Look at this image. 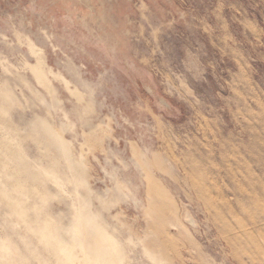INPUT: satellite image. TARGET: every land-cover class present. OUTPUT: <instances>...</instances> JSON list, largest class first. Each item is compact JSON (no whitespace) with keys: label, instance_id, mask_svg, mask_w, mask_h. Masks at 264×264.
<instances>
[{"label":"rangeland","instance_id":"374dc122","mask_svg":"<svg viewBox=\"0 0 264 264\" xmlns=\"http://www.w3.org/2000/svg\"><path fill=\"white\" fill-rule=\"evenodd\" d=\"M264 264V0H0V264Z\"/></svg>","mask_w":264,"mask_h":264},{"label":"clouds","instance_id":"9594fccd","mask_svg":"<svg viewBox=\"0 0 264 264\" xmlns=\"http://www.w3.org/2000/svg\"><path fill=\"white\" fill-rule=\"evenodd\" d=\"M111 264H118V262L117 261H112Z\"/></svg>","mask_w":264,"mask_h":264}]
</instances>
